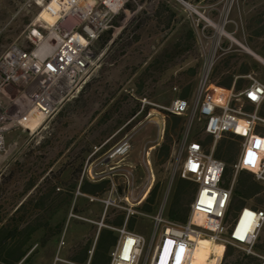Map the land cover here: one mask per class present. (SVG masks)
Here are the masks:
<instances>
[{
    "label": "built area",
    "instance_id": "built-area-1",
    "mask_svg": "<svg viewBox=\"0 0 264 264\" xmlns=\"http://www.w3.org/2000/svg\"><path fill=\"white\" fill-rule=\"evenodd\" d=\"M114 4L115 0H57L56 4L51 0L56 19L48 30L27 26L21 38L0 53V157L9 152L6 137L11 131L19 127L31 132L40 130L66 100L77 94L95 62L94 42L111 26L117 12ZM67 17L74 19L70 27L63 25ZM50 33L54 39L46 42ZM246 77L250 82L240 92L229 91L223 101H215L204 94L207 81L204 73L190 100L176 97L161 106L167 112L187 116L190 122L194 117L201 119L202 132L212 137V144L206 147L201 140L190 139L187 133L177 144L175 171L180 178L195 184L188 216L182 223L163 218L161 211L152 217L153 232L141 264H190L200 237L251 252L264 222V209L244 206L228 221L232 183L223 184L225 163L213 155V146L223 134L242 136L232 164L234 172L246 169L264 181V152H249L250 136L259 139L264 136L253 133L256 125H264V118L256 111L264 99V81L253 74ZM245 102L253 105L251 111L244 110ZM31 109L42 115V121L33 130L22 123ZM129 139L124 135L106 151V158L126 155L131 148ZM208 219H213V226L207 224ZM117 231L110 264H138L145 238L123 227Z\"/></svg>",
    "mask_w": 264,
    "mask_h": 264
},
{
    "label": "trees",
    "instance_id": "trees-1",
    "mask_svg": "<svg viewBox=\"0 0 264 264\" xmlns=\"http://www.w3.org/2000/svg\"><path fill=\"white\" fill-rule=\"evenodd\" d=\"M187 2H203L205 5H210L206 15L216 20L219 15V7L222 0H184ZM241 8H245L246 12L243 14V29L245 31V42L253 49L257 54L264 58V0H239ZM125 7L132 8L130 3H126ZM164 10L167 9L164 4L158 3L152 12V17L157 19L158 24L163 22L161 19ZM169 12V11H168ZM171 12L167 15L164 21V27H169L171 22ZM114 18V17H113ZM118 26V23L112 21L111 26L103 30L97 40L101 45L110 41V46L119 43V46L123 47L127 45L125 38H127V31L129 27L125 25L121 28L116 37L112 38L113 28L112 26ZM129 36H132L130 34ZM135 40L136 39L135 37ZM196 41V30L189 20L185 21L182 26L180 35L174 40L161 41L152 46V48L142 57L141 61L134 67V77L130 89L125 91H114L108 93L102 100V104L105 106V110L100 112L96 117V120L90 125H85L83 129L70 137L60 147L52 158H47V155H40L39 161L36 163L32 173L26 177L24 183L19 191H14L10 194V201L20 200L21 195L27 190L35 191V195L38 192H42L37 197H26L18 204V208L22 206L31 205V200H35L34 205H51L53 201L58 200L61 203L66 198H54L52 192L54 191H69L67 195H72L75 189L81 193H101L109 188L108 179H100L98 181H89L84 173V164L89 153L93 152L88 160L92 157H96L117 141H119L123 135L135 124L140 121L149 112L151 106L159 108L165 115V127H164V140L155 149L154 154L156 157H160L161 160H166L171 154L173 143L180 139L183 132L185 119L182 115L173 114L165 111L161 106L169 104L173 96L187 98L194 90L195 82L192 80L183 82L179 80V77L184 71H177L175 74L169 73L171 66H173L175 60L181 57L183 54L188 53L193 47ZM248 58H250L248 56ZM252 63L255 67L259 66L256 60L252 59ZM199 63H195L186 68L188 76H195L198 73ZM103 69L101 68L100 71ZM239 71L245 74L249 71L247 64L239 66ZM211 77V75H210ZM209 77V82L205 86L204 94L206 97L222 101L224 100L226 85L223 81H217L212 83ZM177 81L179 85L178 91L174 93L171 91V87H175L173 83ZM248 83V79L244 77H238L235 81L234 89L238 90L245 87ZM91 85V81H86L80 88L78 94L74 97L72 103L75 106H84L87 101L86 91H88ZM142 100H148L153 105L146 103L141 105ZM244 108L252 109L253 105L245 102ZM259 116L264 117V112L258 111ZM202 132V128H201ZM253 133L259 136L264 134V126L256 125L253 129ZM242 136L225 133L217 141L213 150V155L220 158L225 163L224 168V185H228L233 173L232 164L235 162L237 153L240 148ZM251 144L249 145V152H260L259 148H263L264 152V136L259 139L254 135L250 136ZM212 142L210 135H205L202 143L208 147ZM253 143V144H252ZM44 152H50L53 148L50 137L44 138L39 146ZM60 161L55 165L57 159ZM188 189L186 187H177L175 192L176 203L173 208L168 212L170 218L179 219L185 221L187 219V212L189 210V203L192 199L193 182L189 181ZM156 188L154 185L145 201L141 205V208L148 212L153 213L156 211V205L154 200L156 198ZM179 192V194H178ZM178 196L180 203L186 202V207L178 209L176 204L178 203ZM188 196V201L186 197ZM8 196L0 188V264H11L12 258L16 255H20V242L12 245L8 250L5 238L8 233H13L15 229L7 231L6 222L3 220L7 212ZM249 206L254 209H264V181L256 179L251 171L246 169H238L235 172L234 180L232 184V194L229 201V205L226 212V217L232 211H237L244 207ZM209 219L207 220V222ZM18 234L21 233L19 229ZM222 254L219 257L221 259L220 264H264V222L259 228L257 238L251 246V252L235 247L234 245L226 244ZM18 253V254H17Z\"/></svg>",
    "mask_w": 264,
    "mask_h": 264
},
{
    "label": "rangeland",
    "instance_id": "rangeland-1",
    "mask_svg": "<svg viewBox=\"0 0 264 264\" xmlns=\"http://www.w3.org/2000/svg\"><path fill=\"white\" fill-rule=\"evenodd\" d=\"M184 2L190 7L183 6L177 0H115L113 6L116 7L117 12L112 21L118 23V26H115V24L112 26V38L116 37L121 28L127 25L129 27L128 36L125 38L127 45L121 47L118 43L111 48L110 41L104 45H101L98 40L94 42L95 62L83 79L84 83L91 81V85L85 94L87 101L84 106L77 107L72 103L78 91L74 97L62 104L54 116L43 123V127L40 130L37 129L31 132L19 127L7 135L6 143L9 146V152L5 156L0 157V188L7 196L21 189L24 180L32 173L36 166L35 164L38 163L40 155H45L46 153L48 159L52 158L55 152L70 137L79 133L85 125H90L96 120L95 116L105 110L102 100L108 93L130 89L134 77L132 71H134V67L138 65L142 57L156 43L174 40L179 36L185 21L189 20L195 28L196 41L188 53L175 60L169 73L175 74L177 71H184L179 80L182 83L193 80L195 82L194 91L203 75L200 71L195 76H188L185 70L190 65L199 62V59L203 57V52L213 48L215 40L220 35L218 27H221L226 32H228V29L233 30L237 40L241 42L238 37H242V31L244 30L243 14H245L246 9L244 7L241 8L239 0H222L216 20L206 15L208 9L211 8L210 5H205L203 2ZM126 3H130L132 8L125 7ZM158 3L164 4L167 9V12L164 10L162 14L161 19H163V22L160 24L151 15ZM171 12L173 16H171L169 27H164V21ZM55 19L51 0H0V28H3L0 34V53L10 43L19 40L27 26H36L43 29V31H47L48 26L52 23L51 21H55ZM73 22L74 19L72 17H67L63 25L70 27ZM130 34L132 36H129ZM135 37L138 40H135ZM101 68L103 69L102 71H100ZM256 75L257 78L264 81V69L257 72ZM173 85L175 87L172 86L171 91L175 93L178 91L179 85L177 81ZM176 97V95L173 96L171 100ZM191 98L192 95L187 97L188 100ZM146 103L153 105L148 100H142L141 105ZM149 113H152L154 119L145 123L146 125L152 127L165 126V115L155 106H151L146 116L138 121L135 126L142 121L145 122ZM182 116L185 119L183 134L187 133L190 139L203 141L205 134L201 132L202 120L194 117L190 122L187 116ZM37 122V124L35 123L36 125L28 128L33 130L40 123L39 121ZM46 137L51 138L53 146L48 153L39 147L41 141ZM14 141H16L15 145H13ZM178 155L179 151L175 147L171 156L170 166L168 165L167 168V161L156 157L154 153L150 154V162L155 173L154 183L157 185L156 190L160 203L154 215L161 211L162 217L167 220H169L167 218L169 217V210L176 203L175 190L171 191V188L177 177L175 160ZM233 174L234 169L229 184L232 183ZM132 182L134 187L136 184H141L140 186L146 184L144 181L140 183L141 181L135 178H133ZM235 212L232 211L228 214V221L235 216ZM149 219L151 223L144 236L146 244L138 264L142 262L145 251L148 249V241L153 232V219ZM224 248L223 244H215L213 256L223 251ZM215 260L216 262L211 260L209 264H218L217 259Z\"/></svg>",
    "mask_w": 264,
    "mask_h": 264
},
{
    "label": "crops",
    "instance_id": "crops-1",
    "mask_svg": "<svg viewBox=\"0 0 264 264\" xmlns=\"http://www.w3.org/2000/svg\"><path fill=\"white\" fill-rule=\"evenodd\" d=\"M218 30L220 35L215 40L213 48L203 52V57L199 59L198 72L201 71L202 75L207 73L205 86L209 82L210 75L212 83L223 81L227 87L223 90L226 97L229 91L237 93L244 88L234 89L238 77L247 78V85L250 82L246 77L247 74L257 77L256 73L264 69V58L247 45L244 30L242 37H238L242 43L237 40L233 30L228 29L226 32L221 27H218ZM252 59L256 60L259 66L255 67ZM240 64H247L249 71L242 74L239 71ZM194 92L193 90L192 96ZM252 109L244 108L246 111ZM256 111L257 114L258 111L264 112V99L257 106ZM153 119L152 113H149L145 122L142 121L139 125L133 126L124 134L129 136L131 144V148L125 156L106 158L105 151L88 160L94 151L88 154L83 170L86 178L93 182L108 179L109 188L107 190L101 193H81L75 189L69 196L67 195V193H71L69 191H54L52 192L54 198H66L64 204L61 205L60 201L55 200L48 206L34 205L35 200L33 199L30 201L31 205L19 208L18 204L26 197L34 198L42 192L35 195V191L27 190L21 195L20 200L16 201H10V195H8L7 212L3 220L6 222L7 231L11 229H15V231L7 234L6 245L10 250L12 245L18 242L21 244L19 249L21 254L13 257L11 264H110V251L117 242L119 228L123 227L128 231L145 236L151 223L149 218L152 219L160 205L156 190V198L153 203L156 205V211L148 213L141 208L151 188L156 185L150 154H153L164 140L165 126L152 127L145 124ZM182 136L183 132L180 139L173 143L171 154L165 160L167 168L168 165L170 166L173 150L177 147ZM59 161L58 158L55 165ZM153 166L155 168V164ZM234 175L235 172L232 184ZM133 178L141 181L140 183L144 181L146 184L142 186L136 184L134 187ZM189 185L188 180L180 178L177 174L171 191L174 189L176 192L177 187L188 189ZM194 191L195 184H193L192 197ZM180 197L182 196H178L176 204L178 209L186 207V202L181 201L180 203ZM186 198L188 201V196ZM167 218L175 222H184L179 219ZM19 229L21 230L20 234L17 232ZM199 239L211 241L206 237H200L197 240ZM211 242L212 251L209 263L211 260L216 262L215 259L218 261L223 252L213 256L215 243Z\"/></svg>",
    "mask_w": 264,
    "mask_h": 264
},
{
    "label": "bare ground",
    "instance_id": "bare-ground-1",
    "mask_svg": "<svg viewBox=\"0 0 264 264\" xmlns=\"http://www.w3.org/2000/svg\"><path fill=\"white\" fill-rule=\"evenodd\" d=\"M57 0H52V3L56 4ZM53 22V20L51 21ZM54 39V34L50 33L46 37V42H51ZM42 121V115L35 109H31L28 113L23 117L22 123H24L27 127H32L36 125L38 122ZM36 123V124H35ZM260 152H263V148H259ZM213 219H209L207 224L209 226H213ZM216 245L221 243L214 242ZM212 251V242L207 239H199L197 240L196 247L193 250L192 257L190 260V264H208ZM224 252V250H223ZM222 252V254H223ZM223 256V255H222Z\"/></svg>",
    "mask_w": 264,
    "mask_h": 264
},
{
    "label": "water",
    "instance_id": "water-1",
    "mask_svg": "<svg viewBox=\"0 0 264 264\" xmlns=\"http://www.w3.org/2000/svg\"><path fill=\"white\" fill-rule=\"evenodd\" d=\"M179 3H181L185 7H190L184 0H177Z\"/></svg>",
    "mask_w": 264,
    "mask_h": 264
},
{
    "label": "clouds",
    "instance_id": "clouds-1",
    "mask_svg": "<svg viewBox=\"0 0 264 264\" xmlns=\"http://www.w3.org/2000/svg\"><path fill=\"white\" fill-rule=\"evenodd\" d=\"M165 255H168L169 256L170 255V252L166 251Z\"/></svg>",
    "mask_w": 264,
    "mask_h": 264
}]
</instances>
